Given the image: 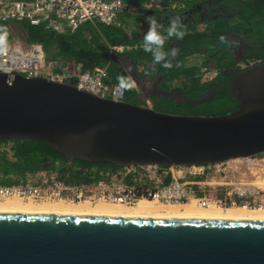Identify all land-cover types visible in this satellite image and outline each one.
<instances>
[{
    "label": "water",
    "instance_id": "1",
    "mask_svg": "<svg viewBox=\"0 0 264 264\" xmlns=\"http://www.w3.org/2000/svg\"><path fill=\"white\" fill-rule=\"evenodd\" d=\"M240 70L222 72L237 106L218 116L147 106L152 95L201 100L156 84L134 102L113 101L74 84L0 72V141H41L68 163L118 168L258 157L264 64ZM0 264H264V219L0 209Z\"/></svg>",
    "mask_w": 264,
    "mask_h": 264
},
{
    "label": "trees",
    "instance_id": "2",
    "mask_svg": "<svg viewBox=\"0 0 264 264\" xmlns=\"http://www.w3.org/2000/svg\"><path fill=\"white\" fill-rule=\"evenodd\" d=\"M129 4L140 5L150 0H122ZM162 4L176 3L183 9L199 6L203 11L218 8L210 14L211 18L195 20L185 24L183 39L169 38L165 43V51L177 49L175 57L169 56L170 67L153 64L150 53L143 50V26L130 31L129 15H120L119 26H105L100 23H86L69 34H57L43 26H30L25 23L11 29L28 44L40 45L46 55L50 71L59 74L63 68L74 71L79 67L82 71H90L96 67L107 71L112 83L125 84V100L134 102L138 94L129 84L125 70L142 68L138 74L148 81H158L161 90L181 94L185 99L200 101L195 104L176 103L169 98L152 95V107L158 111L176 115L218 116L235 110L237 101L229 92L231 77L222 75L229 61L228 68L241 71V64H264V0H161ZM159 12L151 13L166 29L164 16ZM166 13V12H161ZM196 14H199L196 11ZM148 15V14H147ZM148 16L144 17L146 22ZM147 24V22H146ZM5 23H0V32L7 30ZM203 25V29L198 26ZM224 36L225 42L219 37ZM243 43V45L241 44ZM246 45V46H245ZM121 46L123 53L113 56L110 48ZM243 46V58L233 63L235 49ZM128 48V49H127ZM193 55L202 58L201 66L206 70L216 71L211 81H203L199 68L185 67V60ZM214 55V56H212ZM216 61V65L210 64ZM147 98V99H149ZM9 146V152L5 149ZM60 165V180L70 183H90L101 179V173H115L119 168L103 163H86L75 161L68 163L65 159L49 150L44 142L36 140H1L0 141V185L12 186L28 181V175L39 171L50 170ZM95 174L85 173L83 169H92Z\"/></svg>",
    "mask_w": 264,
    "mask_h": 264
},
{
    "label": "built area",
    "instance_id": "3",
    "mask_svg": "<svg viewBox=\"0 0 264 264\" xmlns=\"http://www.w3.org/2000/svg\"><path fill=\"white\" fill-rule=\"evenodd\" d=\"M201 1V0H194ZM183 9L176 3L162 4L161 0H150L140 5L122 0H0V23L7 30L1 31L4 37L0 42V72L25 77H46L59 83L74 84L78 89L101 98L113 101H125V84L112 83L104 68L96 67L82 71L63 68L61 73L51 72L46 55L40 45L28 44L11 29L21 23L30 26H43L57 34L74 32L82 24L100 23L105 26H119L120 15H129L141 19L150 12H174ZM128 49V48H127ZM121 46L110 48L112 54L123 53ZM255 63L241 64V69ZM205 69V68H203ZM206 71H211L206 73ZM139 72V71H138ZM203 81L213 80L215 70H206L201 74ZM147 106L152 107L149 99ZM10 153L9 146L5 149ZM261 158L241 159L252 166L259 165ZM236 161V160H234ZM238 161V160H237ZM232 161L215 165L189 167L128 166L115 173H101V179L90 183L70 184L59 178L60 165L53 169L28 175L26 183L12 186L0 185V200L21 199L35 203H109L131 207L139 202H152L158 205H187L196 202L202 208L217 205L221 208L245 206L264 208V191L246 196L242 191L236 196L213 198L200 191L204 184L200 176L214 171ZM85 173L95 174L92 169H83Z\"/></svg>",
    "mask_w": 264,
    "mask_h": 264
},
{
    "label": "bare ground",
    "instance_id": "4",
    "mask_svg": "<svg viewBox=\"0 0 264 264\" xmlns=\"http://www.w3.org/2000/svg\"><path fill=\"white\" fill-rule=\"evenodd\" d=\"M254 186L258 188V185L254 184ZM24 201L25 200L21 199L0 200V209L264 219V209L248 208L245 206L221 208L217 205H210L208 208H202L196 202L181 206L139 202L134 206L126 207L119 204L102 202L96 204L68 202L36 204L33 201Z\"/></svg>",
    "mask_w": 264,
    "mask_h": 264
},
{
    "label": "rangeland",
    "instance_id": "5",
    "mask_svg": "<svg viewBox=\"0 0 264 264\" xmlns=\"http://www.w3.org/2000/svg\"><path fill=\"white\" fill-rule=\"evenodd\" d=\"M203 27V25L198 26L200 30ZM241 50L242 48L240 47L235 49V52L238 53ZM202 61V58H199L198 68L201 74L205 71L204 67L201 66ZM141 70V68L138 69L140 72ZM210 72L206 71V73L212 74ZM125 73L126 75H134L132 70H125ZM136 78L139 80V91H142L143 94H150L153 90V82L142 81V78L139 76H136ZM259 163L257 166H252L245 161H232L227 165L200 176V180L204 184L199 190L210 194L213 198H223L228 195L238 197V194L242 191L246 196H250L256 192L264 191V160ZM254 183H258V188L254 186ZM259 184H261V187H259Z\"/></svg>",
    "mask_w": 264,
    "mask_h": 264
},
{
    "label": "clouds",
    "instance_id": "6",
    "mask_svg": "<svg viewBox=\"0 0 264 264\" xmlns=\"http://www.w3.org/2000/svg\"><path fill=\"white\" fill-rule=\"evenodd\" d=\"M146 22L149 27L143 36V50L151 54L153 64L170 67L168 57H175L178 50L173 48L171 52H166L165 43L166 40L172 37L183 39L185 33L182 31L183 25L180 18H172L166 29L155 17H148ZM219 39L222 43L226 40L224 36H220ZM3 40L4 37L0 36V42H3Z\"/></svg>",
    "mask_w": 264,
    "mask_h": 264
},
{
    "label": "flooded vegetation",
    "instance_id": "7",
    "mask_svg": "<svg viewBox=\"0 0 264 264\" xmlns=\"http://www.w3.org/2000/svg\"><path fill=\"white\" fill-rule=\"evenodd\" d=\"M198 7L199 6H194L193 8H188V9H184V10H178V11H174V12H171L170 13V16H165L164 15V18H165V23L166 25L168 26L169 24V21L172 19V18H180L181 22H182V25H185V24H190V23H194L195 20H203L205 18H211L210 14H212V12L218 10V8H209L207 10H203V11H199L198 10ZM196 11L199 12V14H196ZM148 24H144V27H143V30L144 32H146L148 30ZM243 45V43H241ZM246 46V45H245ZM242 50L241 52H234V54L236 55V57L233 59V63L235 62H238L240 61L243 56H242V51H243V46H241ZM214 56V55H212ZM223 65L225 66V69H223V71H226V70H230L228 68V65H229V61H225V62H222ZM211 66H214L216 65V61H213L211 64ZM229 77V76H227Z\"/></svg>",
    "mask_w": 264,
    "mask_h": 264
},
{
    "label": "crops",
    "instance_id": "8",
    "mask_svg": "<svg viewBox=\"0 0 264 264\" xmlns=\"http://www.w3.org/2000/svg\"><path fill=\"white\" fill-rule=\"evenodd\" d=\"M170 13L171 12H167V13H161V12H159L158 13V15H161V16H170ZM148 14V15H147ZM145 16H148V17H151L150 15H151V13H147ZM144 16V17H145ZM133 17V16H132ZM144 17L143 18H141V19H137V18H134L133 17V20H130V21H128V24L130 25V28H129V30L130 31H136V33L137 34H139L140 35V32H139V29L143 26L144 27V24L146 23L145 21H144ZM115 56L117 55V54H114ZM199 58H201L200 56H197V55H193V56H190V57H188L186 60H185V67H192V68H194V67H196V68H198V62H199ZM141 68V67H140ZM139 69V68H138ZM142 69V68H141ZM132 72H133V76L132 75H128V78H129V84H130V86L133 88V89H135V91H136V93L138 94V97H139V95H141V94H143V92L142 91H139V80L136 78V76H139L140 77V75L138 74L139 72L136 70V69H132ZM145 79H143L142 78V81H144ZM146 82H153V85H155L156 84V86H157V84H158V81H148V80H146ZM164 91H166V90H164ZM169 91V90H168ZM254 184H256V185H258V183H254ZM259 186H261V184H259Z\"/></svg>",
    "mask_w": 264,
    "mask_h": 264
}]
</instances>
